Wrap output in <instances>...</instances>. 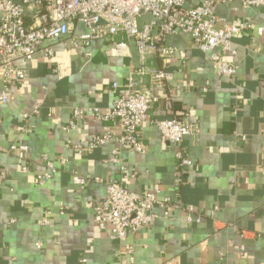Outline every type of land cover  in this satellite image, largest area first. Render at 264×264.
Returning a JSON list of instances; mask_svg holds the SVG:
<instances>
[{
	"label": "crops",
	"instance_id": "crops-1",
	"mask_svg": "<svg viewBox=\"0 0 264 264\" xmlns=\"http://www.w3.org/2000/svg\"><path fill=\"white\" fill-rule=\"evenodd\" d=\"M199 2L184 0L186 7ZM37 10L30 0L27 25ZM216 14L218 26L223 21L248 25L234 35L236 53L228 55L237 65L233 80L218 76L209 53L181 33L163 40L177 51L167 67L172 77L162 87L150 84L149 71L161 67L157 53L142 55L122 34L112 38L126 43L118 53L105 39L88 47L50 40L44 46L52 47L53 61L36 56L17 63L26 77L0 103V264H83V259L85 264H264V11L235 0L218 5ZM70 28L86 32L81 23L72 22ZM133 71L137 89L158 99L140 128L144 149L121 151L123 173L110 160L114 140L81 154L74 150L95 134L116 132L117 124L74 118L73 110L110 107L125 94ZM167 98L172 113L165 108ZM172 116L199 128L181 144L192 160L185 170L176 164L178 145L164 140L151 122ZM25 123L30 130L18 132ZM13 143L27 146L28 173L20 172L23 161L10 149ZM43 155L66 163L57 164V174L39 185L35 174ZM113 181L138 193L158 183L160 197L182 205L128 238L132 259L124 243L110 240L94 220L106 184ZM187 205L195 208L191 222ZM60 207L64 214L58 213ZM155 211L162 215L164 208ZM45 217L49 225H42Z\"/></svg>",
	"mask_w": 264,
	"mask_h": 264
},
{
	"label": "built area",
	"instance_id": "built-area-1",
	"mask_svg": "<svg viewBox=\"0 0 264 264\" xmlns=\"http://www.w3.org/2000/svg\"><path fill=\"white\" fill-rule=\"evenodd\" d=\"M29 1L0 0V80L3 83L0 103H5L16 84L26 77V70L19 67L18 62L27 64L34 61L36 56L52 61L55 59L52 47L44 46L50 40L63 41L72 47H88L96 39H105L113 44L111 52L118 53L126 47V43H113L112 38L122 34L126 41L136 43L142 55L148 51L157 53L161 67L149 71L150 84L162 87L172 77L167 67L177 51L163 40L169 35L181 33L190 37L202 52L209 53L212 67L218 76L233 80L237 65L228 59V55L236 53L232 46L234 35L248 26L245 22L233 24L224 21L218 26L216 7L235 0H200L194 7H186L184 0H35L38 10L33 24L27 25L24 15ZM239 1L244 6L258 7L264 11V0ZM72 22L81 23L86 32L74 33L70 28ZM59 70L58 65L56 71ZM136 73L133 71L129 75L125 94L116 96L110 107L101 109L90 106L73 110L74 118L91 116L117 124L116 132L106 130L95 134L87 145H76L74 150L81 154L108 140H114L117 147L112 150L110 160L119 164L123 173L126 167L120 157L121 151L144 149L140 128L149 120V111L158 99L151 91L145 93L137 89ZM113 87L117 88V84L113 83ZM165 108L172 113L170 98H167ZM151 122L164 140L178 145L175 152L178 169L191 167L192 160L181 144L185 137L199 133L198 126L175 116L153 119ZM17 130L26 132L30 128L25 123L17 127ZM10 149L17 151L18 159L23 161L20 172L28 173L29 168L25 163L27 146L13 143ZM41 162L42 168L35 174L39 185L54 177L59 170L57 164H65L66 160L62 158L55 161L43 155ZM84 182L81 179L82 185ZM180 183L181 178L177 177L175 185L179 186ZM160 192L158 183L138 193L129 190L121 182L113 181L106 184L105 196L97 203L94 213L97 226L106 231L110 240L124 243L130 259L133 253V245L128 242L130 236L151 226L160 216L168 217L170 209L182 208L178 201L160 197ZM157 207L164 208L162 215L155 211ZM184 209L188 212L187 220L193 221V205H187ZM58 213L64 214L65 211L60 207ZM41 223L49 225L50 220L45 217ZM240 233L245 235V231ZM36 246L40 247V244L36 243ZM82 261L85 264V259Z\"/></svg>",
	"mask_w": 264,
	"mask_h": 264
}]
</instances>
